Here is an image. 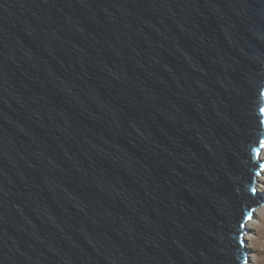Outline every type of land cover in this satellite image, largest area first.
<instances>
[{
    "label": "water",
    "instance_id": "obj_1",
    "mask_svg": "<svg viewBox=\"0 0 264 264\" xmlns=\"http://www.w3.org/2000/svg\"><path fill=\"white\" fill-rule=\"evenodd\" d=\"M263 150L264 0H0V264H247Z\"/></svg>",
    "mask_w": 264,
    "mask_h": 264
},
{
    "label": "rangeland",
    "instance_id": "obj_2",
    "mask_svg": "<svg viewBox=\"0 0 264 264\" xmlns=\"http://www.w3.org/2000/svg\"><path fill=\"white\" fill-rule=\"evenodd\" d=\"M260 160L264 161V155ZM263 171L264 168L258 176H262ZM257 190L262 196V204L255 211V216L253 217L256 219L257 223L251 225L247 230V234L253 235L252 241L246 240V247L249 250V261L247 264H264V213L257 215L258 210L264 206V180L257 181ZM253 218H251V220Z\"/></svg>",
    "mask_w": 264,
    "mask_h": 264
},
{
    "label": "bare ground",
    "instance_id": "obj_3",
    "mask_svg": "<svg viewBox=\"0 0 264 264\" xmlns=\"http://www.w3.org/2000/svg\"><path fill=\"white\" fill-rule=\"evenodd\" d=\"M263 155H264V153L262 152V154H261V156H260V159L263 158ZM257 179L260 180V181H261V180H264V171L262 172V176H258ZM262 213H264V206L261 207L260 210H258L257 215L262 214ZM256 223H257L256 219L253 218L250 222H248V224H247V228L251 227V225H254V224H256ZM245 239H246L247 241H252V240H253V235H251V234H246Z\"/></svg>",
    "mask_w": 264,
    "mask_h": 264
},
{
    "label": "snow or ice",
    "instance_id": "obj_4",
    "mask_svg": "<svg viewBox=\"0 0 264 264\" xmlns=\"http://www.w3.org/2000/svg\"><path fill=\"white\" fill-rule=\"evenodd\" d=\"M251 218V216L249 215V219Z\"/></svg>",
    "mask_w": 264,
    "mask_h": 264
}]
</instances>
